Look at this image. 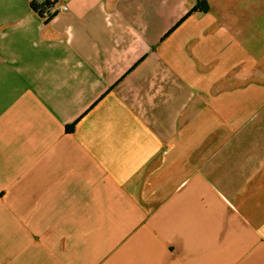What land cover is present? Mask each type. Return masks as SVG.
I'll return each instance as SVG.
<instances>
[{"label":"crops","instance_id":"1","mask_svg":"<svg viewBox=\"0 0 264 264\" xmlns=\"http://www.w3.org/2000/svg\"><path fill=\"white\" fill-rule=\"evenodd\" d=\"M0 0V264H264V0ZM16 248L14 249V247Z\"/></svg>","mask_w":264,"mask_h":264},{"label":"trees","instance_id":"2","mask_svg":"<svg viewBox=\"0 0 264 264\" xmlns=\"http://www.w3.org/2000/svg\"><path fill=\"white\" fill-rule=\"evenodd\" d=\"M48 4V0H44V2H39V0H32L29 4L30 8L39 13L42 8H44ZM207 0H196L194 6L191 8L188 14L191 13H204L207 11Z\"/></svg>","mask_w":264,"mask_h":264},{"label":"rangeland","instance_id":"3","mask_svg":"<svg viewBox=\"0 0 264 264\" xmlns=\"http://www.w3.org/2000/svg\"><path fill=\"white\" fill-rule=\"evenodd\" d=\"M27 232H31V237L29 243L24 246L25 260L21 261L22 264H36V231L35 230H27ZM14 249L16 246H12ZM11 264V261H10Z\"/></svg>","mask_w":264,"mask_h":264},{"label":"built area","instance_id":"4","mask_svg":"<svg viewBox=\"0 0 264 264\" xmlns=\"http://www.w3.org/2000/svg\"><path fill=\"white\" fill-rule=\"evenodd\" d=\"M39 2H44V0H39ZM66 7L64 5H58L54 1L48 0V4L37 13L43 21L49 20L56 12L65 11Z\"/></svg>","mask_w":264,"mask_h":264}]
</instances>
